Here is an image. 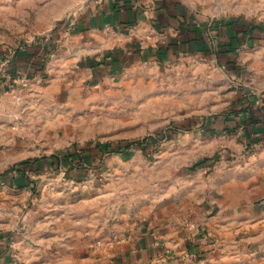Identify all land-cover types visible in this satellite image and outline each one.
I'll return each mask as SVG.
<instances>
[{
    "label": "rangeland",
    "instance_id": "1",
    "mask_svg": "<svg viewBox=\"0 0 264 264\" xmlns=\"http://www.w3.org/2000/svg\"><path fill=\"white\" fill-rule=\"evenodd\" d=\"M80 3L0 0V248L7 257L16 236L42 225L60 207L78 211L84 201L106 202L107 195L138 205L155 187L206 158L212 165L194 171L203 168L209 176L261 148L262 142L245 138L243 126L228 125L225 133L182 125L194 118L233 119L232 107L246 97L254 106L242 113L264 112L263 18L242 26L243 35L257 41L241 44L237 69L193 57L124 65L50 57L57 50L53 42L47 52L57 23L74 16L66 11ZM25 53L34 56L31 69L22 66L12 74L11 66ZM232 140L245 141L241 150L227 145ZM199 234L210 248L189 251L193 264L207 253L221 254L214 234L204 227ZM258 252L245 256L264 264V247Z\"/></svg>",
    "mask_w": 264,
    "mask_h": 264
},
{
    "label": "crops",
    "instance_id": "2",
    "mask_svg": "<svg viewBox=\"0 0 264 264\" xmlns=\"http://www.w3.org/2000/svg\"><path fill=\"white\" fill-rule=\"evenodd\" d=\"M67 12L74 16L57 23L47 52L53 42L57 50L50 57L122 65L193 57L237 69L241 44L257 41L243 35L242 26L264 19V0H81ZM32 57L19 55L9 71L26 66L29 72ZM258 114L263 119L251 125L250 140L262 144L249 158L221 164L209 176L203 168L184 171L138 205L107 195L106 202L84 201L78 211L60 207L42 225L16 236L11 257L0 248V264H193L189 251L210 248L200 227L217 237L221 254L207 253L198 264H258V257L245 256L264 247V112ZM237 118L246 123L254 116ZM228 124L235 126V118ZM244 142L227 145L239 151Z\"/></svg>",
    "mask_w": 264,
    "mask_h": 264
},
{
    "label": "trees",
    "instance_id": "3",
    "mask_svg": "<svg viewBox=\"0 0 264 264\" xmlns=\"http://www.w3.org/2000/svg\"><path fill=\"white\" fill-rule=\"evenodd\" d=\"M253 26H254L253 29H255L257 27L256 30L259 29L258 31H260V29L262 28L261 26H259V25L256 26L255 24H253ZM251 32H254V31L252 30ZM241 98H244V97H241ZM239 103L242 105V107L239 108L240 109L239 111L238 110L234 111V109L238 108ZM239 103L237 104L238 106L236 105V106L232 107L233 109H231V113L234 114V118H235V122H236V125L234 127L243 126V128H245L246 137L247 138H251V135H252V132L250 130L251 125L253 123H256V122L257 123L258 122H262L261 120L263 119V117L257 115V113H255L252 110V108H251L252 111H251L250 114L251 115L253 114L254 118L243 124L241 121H238L237 117H239V114H241L244 111V109H247L250 106H254V105L252 104V101L249 99V97H246V98L242 99ZM244 104H245L246 107L244 106ZM222 120H225L227 122H225L223 125H220ZM228 125H229L228 124V118H222L221 116H218V117H214V119H212L211 123L206 121V120H201V119H195L194 118V119H190V120L186 121L182 126H185L186 128H190V129H192L193 126H196V127H201L203 130H206V131H216V132L219 131V132H222V131H225V130L229 129ZM219 127H221V128H219ZM218 129H220V130H218ZM154 140L157 141V139H148L147 141H148L149 144H154L155 143ZM204 163H207L210 166V165H212L213 161L208 159V158H206L202 162H200L197 165L193 166L191 169H187V171L188 172H193L195 170V168H197L198 166H201Z\"/></svg>",
    "mask_w": 264,
    "mask_h": 264
}]
</instances>
